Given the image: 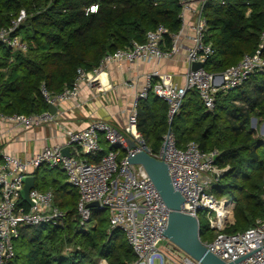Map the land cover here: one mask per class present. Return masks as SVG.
<instances>
[{
    "label": "trees",
    "instance_id": "1",
    "mask_svg": "<svg viewBox=\"0 0 264 264\" xmlns=\"http://www.w3.org/2000/svg\"><path fill=\"white\" fill-rule=\"evenodd\" d=\"M95 3L98 11L87 14ZM22 10L27 18L17 34L28 43V50L15 51L0 43V111L6 115L48 111L42 85L59 94L73 85L78 69L92 71L107 53L133 41L144 42L146 33L159 24L171 34L182 25L179 0H0V29L9 27ZM204 14L209 26L206 40L215 49L206 71L225 72L256 51L264 31V0H210ZM253 118L264 122L261 73L230 93L219 94L212 111L195 89L186 93L172 121L168 104L155 95L139 104L138 128L153 152L160 151L170 128L179 148L196 142L203 151H220L217 164L230 169L212 193L237 203L229 233L243 232L264 219V139L251 127ZM101 144L102 153L88 156L89 162H98L113 149L103 136ZM41 168L34 173L35 188L54 191L67 220L63 226L25 228L12 264H98L100 260L129 264L136 259L121 229L109 233L106 210L92 209V222L85 230L78 214V190L60 168L46 167L40 181ZM200 225L201 240L214 239L207 220L200 218ZM67 245L73 249L65 252Z\"/></svg>",
    "mask_w": 264,
    "mask_h": 264
},
{
    "label": "built area",
    "instance_id": "2",
    "mask_svg": "<svg viewBox=\"0 0 264 264\" xmlns=\"http://www.w3.org/2000/svg\"><path fill=\"white\" fill-rule=\"evenodd\" d=\"M209 1L179 0L182 25L178 33L171 34L167 26L159 24L146 33L144 42L133 41L128 47L107 53L92 71L78 69L73 85L61 93L54 94L45 85L41 86L45 101L56 105L77 98L84 83L101 88L100 73L116 62L161 63L175 59L186 49L185 60L190 67L184 84L159 68L148 72L140 86L132 82L130 87L136 95L125 125L117 127L99 119L84 129L67 130L70 156L64 155L66 146L60 145L47 146L27 159L0 152V264H12L16 255L14 241L20 239L25 228L65 225L67 211L57 203L54 191L32 189L29 195L32 204L22 197L25 178L34 176L41 167L60 168L66 174L67 182L78 190V214L85 230L92 222V209L108 212L109 233L121 229L136 256L129 264H156V259L160 264H201L166 238L164 231L168 228L170 209L144 166L129 162L131 155L146 148L154 157L167 163L174 188L185 198L182 210L199 220L200 212L206 213L205 219L215 233L214 239L203 242L210 252L232 262L264 245V219H258L243 232H228L235 224L237 203L234 199L219 198L212 193L230 169V166L217 164L218 149L206 152L196 142L179 148L172 130H169L163 137L160 151L155 153L138 128L139 104L150 95L168 104V117L172 121L190 89L198 91L207 109L212 111L219 94H228L253 75L264 74L263 31L256 51L245 54L240 62L222 72L223 82L219 86L215 84L217 73L205 70V64L215 53L213 43L206 40L209 26L204 6ZM98 8V3L92 4L86 13H96ZM26 18L27 13L22 10L9 27L0 29V43L15 51L26 52L29 45L17 34ZM185 31L189 32L185 37L190 39V45L186 47L182 42ZM196 62L204 64V68L191 70V65ZM4 123L25 130L60 124L49 110L32 115H6L0 111V129ZM101 136L113 149L102 155L98 162H89L88 156L98 157L103 151ZM128 138L136 142V148H130ZM124 153L126 155L122 157ZM92 202H98V207H89ZM166 240L168 243L163 246ZM238 264H264V246Z\"/></svg>",
    "mask_w": 264,
    "mask_h": 264
},
{
    "label": "crops",
    "instance_id": "3",
    "mask_svg": "<svg viewBox=\"0 0 264 264\" xmlns=\"http://www.w3.org/2000/svg\"><path fill=\"white\" fill-rule=\"evenodd\" d=\"M187 33L185 31L182 37L185 47L190 45V39L185 37ZM185 51L182 50L175 59L161 63L116 62L108 65L99 75L101 88H92L84 83L77 98L56 103L53 115L59 125L25 130L21 126L2 124L0 152L27 159L47 146L67 147L66 131L84 129L94 120H104L117 127L125 125L136 95L130 84L136 82L140 86L145 75L157 68L173 74L180 84H184L190 68L185 60ZM256 120L253 118L252 122Z\"/></svg>",
    "mask_w": 264,
    "mask_h": 264
},
{
    "label": "water",
    "instance_id": "4",
    "mask_svg": "<svg viewBox=\"0 0 264 264\" xmlns=\"http://www.w3.org/2000/svg\"><path fill=\"white\" fill-rule=\"evenodd\" d=\"M204 68V64L200 62L193 63L191 70H198ZM216 85L219 86L223 82V74L217 73L215 75ZM57 109L55 104H49V111L53 114ZM171 131V128H170ZM130 148H136L137 144L130 138L127 139ZM64 155L70 156L71 151L67 146L63 149ZM131 164H141L146 169L151 180L156 185L166 206L170 209L168 228L164 234L168 240L177 245L182 251L199 261L201 264H238L245 257L262 248L263 246L243 255L242 257L232 261L226 262L209 251L201 240V225L200 220L195 215H191L182 210V205L185 201L183 195L177 191L172 183L170 171L167 163L163 159H158L150 154L149 150H145L133 154L129 158ZM36 187L35 176H27L24 180V188L22 190V197L25 201L32 204L29 195L32 189ZM98 202H92L88 206L91 208L98 207Z\"/></svg>",
    "mask_w": 264,
    "mask_h": 264
},
{
    "label": "rangeland",
    "instance_id": "5",
    "mask_svg": "<svg viewBox=\"0 0 264 264\" xmlns=\"http://www.w3.org/2000/svg\"><path fill=\"white\" fill-rule=\"evenodd\" d=\"M251 126H252V128L254 127V130L256 131L257 136L264 139V123H263V121H259V120H256L255 122L251 121ZM44 169H47V168L46 167L41 168L40 177H39L40 181L42 180L41 178H42V176L44 175V173L46 171ZM199 217L201 218V220L205 221L206 213L204 211H201L200 214H199ZM211 233L215 236L214 232H211ZM17 241L18 240L14 241L15 246H16V244H18ZM166 243H168L167 240L164 241L162 245L164 246V245H166ZM72 249H73L72 245H67L66 248H65V252L71 251ZM106 263L108 264V262H106ZM156 264H160V260L159 259H156ZM172 264H174V263H172Z\"/></svg>",
    "mask_w": 264,
    "mask_h": 264
},
{
    "label": "bare ground",
    "instance_id": "6",
    "mask_svg": "<svg viewBox=\"0 0 264 264\" xmlns=\"http://www.w3.org/2000/svg\"><path fill=\"white\" fill-rule=\"evenodd\" d=\"M99 264H107V263H106L105 261L102 260Z\"/></svg>",
    "mask_w": 264,
    "mask_h": 264
}]
</instances>
